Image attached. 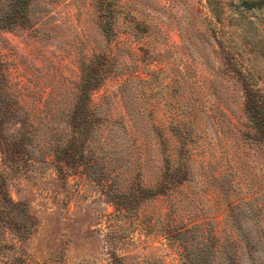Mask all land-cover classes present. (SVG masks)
I'll return each instance as SVG.
<instances>
[{
	"label": "rangeland",
	"instance_id": "rangeland-1",
	"mask_svg": "<svg viewBox=\"0 0 264 264\" xmlns=\"http://www.w3.org/2000/svg\"><path fill=\"white\" fill-rule=\"evenodd\" d=\"M26 17L0 29V264H264V0Z\"/></svg>",
	"mask_w": 264,
	"mask_h": 264
},
{
	"label": "trees",
	"instance_id": "trees-1",
	"mask_svg": "<svg viewBox=\"0 0 264 264\" xmlns=\"http://www.w3.org/2000/svg\"><path fill=\"white\" fill-rule=\"evenodd\" d=\"M31 0H11L10 7L7 8L4 15L0 16V29H4L5 26L16 25L19 22L26 20V13L28 12V6ZM110 36H108L109 38ZM97 68L95 63L92 62L89 66V73H87V77H82V82L78 87V94L76 98V110L73 112L72 115V125L73 130L79 127L81 124L87 126L88 120L90 121V112L88 104L86 102L90 98L91 91L95 90L99 85L100 81L103 78V72H97ZM97 76V78H96ZM96 82V83H95ZM88 107L87 113L84 110V107ZM246 109L249 110V106H246ZM84 113V115H82ZM82 118V120H81ZM74 121V122H73Z\"/></svg>",
	"mask_w": 264,
	"mask_h": 264
}]
</instances>
